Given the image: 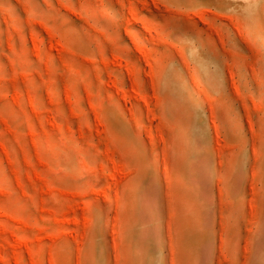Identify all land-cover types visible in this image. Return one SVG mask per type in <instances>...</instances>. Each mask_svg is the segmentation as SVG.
<instances>
[{"label": "rangeland", "instance_id": "rangeland-1", "mask_svg": "<svg viewBox=\"0 0 264 264\" xmlns=\"http://www.w3.org/2000/svg\"><path fill=\"white\" fill-rule=\"evenodd\" d=\"M263 135L264 0H0V264H264Z\"/></svg>", "mask_w": 264, "mask_h": 264}, {"label": "bare ground", "instance_id": "bare-ground-1", "mask_svg": "<svg viewBox=\"0 0 264 264\" xmlns=\"http://www.w3.org/2000/svg\"><path fill=\"white\" fill-rule=\"evenodd\" d=\"M201 56H202V54H201ZM204 61L206 62V61H208V59H207V60H204ZM205 64H206V63H205ZM196 96H197V95H196ZM197 98H198V96H197ZM198 101H199V98H198ZM238 119H239V118H238ZM238 119H237V120H238ZM191 121H192V120H191ZM202 121H203V120H202ZM202 121H201V122H202ZM201 122H199V123H201ZM237 122H238V121H237ZM199 123H198V124H199ZM224 127H225V126H224ZM227 127H228V126H227ZM227 127H225V128H227ZM197 128H198V127H197ZM226 133H227V130H226ZM230 133H231V132H230ZM196 135H197V134H196ZM232 136H233V135H232ZM234 136H235V135H234ZM236 136H237V135H236ZM238 136H241V135H238ZM242 136H243V135H242ZM260 136H261V135H260ZM263 136H264V135H263ZM263 136H262V137H263ZM192 137H193V135H192ZM202 138H203V137H202ZM204 138H205V137H204ZM208 138H210V137H208ZM195 139H196V138H195ZM262 139H264V137H263ZM205 140H206V138H205ZM205 140H204V141H205ZM206 141L208 142V140H206ZM262 141H263V140H261V143H262ZM196 142H197V141H196ZM192 143H193V142H192ZM204 143H205V142H203V144H204ZM251 143H253V141H252ZM254 143H255V142H254ZM208 144H209V143H208ZM238 144H239V143H238ZM253 145H254V144H253ZM261 145L263 146V144H261ZM198 146H199V145H198ZM206 146H207V145H206ZM239 146H240V145H239ZM200 147H201V146H200ZM211 147H212V146H211ZM251 147H252V146H251ZM238 148H239V147H238ZM245 148H246V147H245ZM189 149H192V148H189ZM189 149H188V150H189ZM212 149H213V148H212ZM215 149H216V148H215ZM252 149H253V148H252ZM261 149H262V148H261ZM188 150H187V152H188ZM216 150H217V149H216ZM253 150H255V147H254ZM253 150H252V152H253ZM259 150H260V149H259ZM213 151H214V150H213ZM219 152H220V151H219ZM239 152H240V151H239ZM254 152H255V151H254ZM254 152H253V155H254ZM240 153H241V152H240ZM207 154H210V153H207ZM237 154H239V153L237 152ZM248 154H249V153H248ZM201 155H202V154H201ZM218 155H219V154H218ZM260 155H262V154L260 153ZM210 156H211V155H210ZM219 156H220V155H219ZM235 156H236V155H235ZM235 156H234V157H235ZM208 157H209V156H208ZM216 157H217V156H216ZM238 157H239V156H238ZM249 157H250V156H248V159H249ZM201 158H202V157H201ZM205 158H207V156H206ZM222 158H223V157H222ZM232 158H233V157H232ZM236 158H237V156H236ZM236 158H234V159H236ZM250 158H251V157H250ZM216 159H217V158H216ZM239 159H240V157H239ZM246 159H247V158H246ZM246 159H245V160H246ZM211 160H212V159H211ZM230 160H231V159H230ZM230 160H229V161H230ZM251 160H252V159H251ZM208 161H209V159H208ZM218 161H219V160H218ZM235 161H236V160H235ZM235 161H234V163H235ZM227 162H228V160H227ZM232 162H233V160H232ZM238 162H239V161H238ZM260 162H261V161H260ZM184 163H185V162H184ZM219 163H220V162H219ZM185 164H186V163H185ZM207 164H208V163H207ZM227 164H228V163H227ZM259 164H260V163H259ZM216 165H217V164H216ZM237 165H238V164H236V166H237ZM250 165H251V164H250ZM188 166H189V165H188ZM207 166H208V165H207ZM211 166H212V165H211ZM228 166H229V165H228ZM230 166H231V163H230ZM252 166H253V165H252ZM232 167H234V166L232 165ZM232 167H231V169H232ZM237 167H238V166H237ZM249 167H250V166H249ZM186 168H187V167H186ZM257 168H259V167H257ZM263 168H264V167H263ZM207 169H208V168H207ZM217 169H218V168H217ZM231 169H230V170H231ZM236 169H237V168H236ZM211 170H212V169H211ZM228 170H229V169H227V171H228ZM232 170H233V169H232ZM232 170H231V171H232ZM234 170H235V168H234ZM251 171H253L252 168H251ZM260 171H262V170H260ZM253 172H254V171H253ZM253 172H251V174H252ZM227 173L229 174L230 171L227 172ZM227 173H226V174H227ZM185 174H186V173H185ZM226 174H225V176H226ZM259 174H260V173H259ZM148 175H149V174H148ZM219 175H220V172H219ZM253 175H254V174H253ZM150 176H151V175H150ZM217 176H218V175H217ZM231 176H233V174H231ZM262 176H263V175H262ZM221 177H222V176H221ZM226 177H227V176H226ZM250 177H252V176H250ZM227 178H228V177H227ZM232 178H233V177H232ZM252 178H253V177H252ZM252 178H251V179H252ZM206 179H207V178H206ZM217 179H219V178L217 177ZM228 179H230V178H228ZM148 180H149V179H148ZM151 180H152V179H151ZM192 180H193V178H192ZM223 180H224V179H223ZM225 180H226V179H225ZM225 180H224V181H225ZM248 180H249V178H248ZM260 180H262V178H261ZM152 181H153V180H152ZM190 181H191V180H190ZM143 182H144V180L142 181V183H143ZM146 182H147V180H146ZM218 182H219V181H218ZM220 182H221V180H220ZM237 182H239V181H237ZM251 182H252V180H251ZM259 182H260V181H259ZM157 183H158V182H157ZM223 183H224V182H223ZM223 183H222V184H223ZM227 183H228V182H227ZM143 184H144V183H143ZM205 184H206V183H205ZM209 184H210V183H209ZM224 184H225V183H224ZM245 184H246V183H245ZM250 184H251V183H250ZM259 184H260V183H259ZM152 185H153V184H152ZM157 185H158V184H157ZM190 185H191V184H190ZM217 185H218V184H217ZM217 185L215 184V186H217ZM252 185H253V184H252ZM144 186H145V185H144ZM193 186H194V185H193ZM227 186H228V185H227ZM250 186H251V185H250ZM206 187H208V186H206ZM217 187H218V186H217ZM252 187H254V186H252ZM252 187H251V188H252ZM148 188H149V187H148ZM187 188H188V186H187ZM248 188H249V187H248ZM251 188H250V190L253 191V189H251ZM255 188H256V187H255ZM153 189H154V188H153ZM158 189H159V188H158ZM158 189H157V190H158ZM217 189H218V188H217ZM244 189H245V188H244ZM138 190H140V189H138ZM149 190H150V189H149ZM157 190H156V191H157ZM201 190H202V189H201ZM203 191H204V190H203ZM219 191H220V190H219ZM251 191H250V192H251ZM258 191H259V190H258ZM261 191H262V190H261ZM141 192H142V190H141ZM154 192H155V190H154ZM159 192H160V191H159ZM244 192H245V190H244ZM149 193H150V192H148V195L151 196ZM259 193H260V191H259ZM263 193H264V191H263ZM263 193H262V194H263ZM137 194H138V193H137ZM151 194H153V193H151ZM156 194H157V193H156ZM199 194H201V193L199 192ZM202 194H203V193H202ZM241 194H242V193H241ZM244 194H245V193H244ZM260 194H261V193H260ZM262 194H261V195H262ZM251 195H253V193H251ZM139 196H140V195H139ZM139 196H138V197H139ZM146 196H147V194H146ZM196 196H197V195H196ZM235 196H236V195H235ZM202 197H203V195H202ZM202 197H200V198H202ZM243 197H244V196H243ZM253 197H254V196H253ZM256 197H257V196H256ZM256 197H255L254 199H256V201H257L258 199H257ZM158 198H159V196H158ZM245 198H246V197H245ZM249 198H250V197H249ZM260 198H261V197H260ZM246 199H247V198H246ZM206 200H207V199H206ZM240 200H241V199H240ZM250 200L252 201V199H250ZM259 200H260V199H259ZM261 200H262V199H261ZM261 200H260V201H261ZM203 201H204V200H203ZM256 201H255V202H256ZM260 201H259V202H260ZM245 202H246V201H245ZM245 202H244L243 204H246ZM252 202H253V201H252ZM255 202H254V203H255ZM144 203H145V202H144ZM208 203H210V202L208 201ZM211 204H212V202H211ZM231 204H232V203H231ZM243 204H242V205H243ZM248 204H249V203H248ZM204 205H205V203H204ZM249 205H251V204H249ZM249 205H248V206H249ZM207 206H209V205H207ZM257 206H258V205H257ZM260 206H261V204H260ZM209 207H210V206H209ZM230 207H231V205H230ZM254 207H255V206H254L253 203H252V208L254 209ZM231 208H232V207H231ZM249 208H251V206H250ZM258 208H259V207H258ZM260 208H261V207H260ZM137 209H139V207H138ZM206 209H207V208H206ZM217 209H218V208H217ZM253 209H252V210H253ZM153 210H155V209H153ZM208 210H209V209H208ZM229 210L231 211L230 208H229ZM229 210H228V212H229ZM244 210H245V209H244ZM252 210H250V212H251ZM254 210H255V209H254ZM210 211H211V208H210ZM137 212H138V211H137ZM228 212H227V213H228ZM233 212H234V210H233ZM233 212L231 213L232 215H233ZM252 212H254V211H252ZM206 213H207V212H204L203 214L206 215ZM209 213H210V212H209ZM258 213H259V212H258ZM261 213H262V212H261ZM136 214H137V213H136ZM160 214H161V213H160ZM211 214H212V213H211ZM229 214H230V213H229ZM231 214H230V215H231ZM235 214H236V212H235ZM242 214H243V213H242ZM212 215H213V214H212ZM217 215H218V214H217ZM220 215H221V214H220ZM249 215L251 216L252 213H251V214L249 213ZM228 216H229V215H228ZM236 216H237V215H235V218H236ZM232 217H233V216H232ZM240 217H241V216H240ZM243 217H244V216H243ZM245 217H246V216H245ZM260 217H261V216H260ZM205 218H206V217H205ZM205 218H204V219H205ZM211 218H212V217H211ZM226 218H227V217H226ZM237 218H238L237 220H239V217H237ZM241 218H242V217H241ZM155 219H156V218H155ZM230 219H231V218H230ZM233 219H234V218H233ZM248 219H249V218H247V222H248ZM149 220H150V219H149ZM149 220H148V221H149ZM196 220H197V219H196ZM231 220H232V219H231ZM237 220H236L235 222H237ZM249 220H251V218H250ZM258 220H259V219H258ZM138 221H139V220H138ZM199 221H201V220H199ZM204 221H206V220H204ZM149 222H150V221H149ZM211 222H212V220H211ZM219 222H220V221H219ZM235 222H234V224H235ZM242 222H243V221H242ZM137 223H138V222H137ZM137 223H136V224H137ZM150 223H151V222H150ZM150 223H149V225H150ZM153 223H154V221H153ZM153 223H152V226H153ZM230 223H231V222H230ZM230 223H229V226H230V228L232 229V227H231L232 224L230 225ZM136 224H135V225H136ZM140 224H142V223L140 222ZM216 224H217V223H216ZM241 224H242V223H241ZM247 224H248V223H247ZM256 224H257V223H256ZM133 225H134V224H133ZM135 225H134V227H135ZM144 225H145V224H144ZM147 225H148V224H147ZM192 225H193V224H192ZM138 226H139V225H138ZM188 226H190V225L188 224ZM214 226H215V225H214ZM140 227H142V226H140ZM149 227H150V226H149ZM245 227H246V226H245ZM132 228H133V227H132ZM132 228H131V229H132ZM146 228H147V226H146ZM250 228H251V227H250ZM136 229H137V228H135V230H136ZM139 229H140V228H138L137 230H139ZM154 229H155V228H154ZM231 229H230V230H231ZM243 229H244V232H245L246 229H245V228H243ZM145 230H146V229H145ZM145 230L143 231L144 233L146 232ZM157 230H158V229H157ZM216 230L218 231V229H216ZM230 230H229V231H230ZM208 231H209V230H208ZM221 231H222V230H221ZM254 231H255V229H254ZM132 232L134 233L133 235H135V232H136V231H131V233H132ZM137 232H139V231H137ZM143 232H142V233H143ZM147 232H148V228H147ZM248 232H249V231H248ZM142 233H141V234H142ZM229 233H230V232H229ZM250 233H251V232H250ZM153 234H154V233H153ZM156 234H157V233H156ZM187 234H188V233H187ZM208 234H209V233H208ZM139 235H140V234H139ZM142 235H143V234H142ZM154 235H155V234H154ZM246 235H247V234H246ZM252 235H253V234H252ZM136 236H137V235H136ZM145 236H146V235H144V238L146 239ZM158 236H159V235H158ZM129 237H131V236L129 235ZM133 237H134V236H133ZM133 237H132V238H133ZM165 237L167 238L166 235H165ZM250 237H251V236H250ZM250 237H249V238H250ZM134 238H136V237H134ZM144 238H143V239H144ZM154 239H155V237H154ZM226 239H227V238H226ZM146 240H147V239H146ZM224 240H225V239H224ZM242 240H243V239H242ZM250 240H252V239H250ZM132 241H133V240H132ZM132 241H131V242H132ZM155 241H157V240H155ZM160 241H161V239L159 240V242H160ZM174 241H176V240H174ZM180 241H181V240H180ZM219 241H220V240H219ZM241 242H242V241H241ZM250 242L252 243V241H250ZM250 242H249V243H250ZM128 243H129V240H128ZM161 243H162V242H161ZM244 243H245V241H244ZM157 244H158V243H157ZM157 244H156V245H157ZM219 244H221V246H222V243H219ZM227 244H228V243H227ZM147 245L150 246V244H148V242H147ZM174 245H176V244H174ZM224 245H225V243H224ZM241 245H242V244H241ZM243 245H244V244H243ZM153 246L155 247V245H153ZM165 246H166V245H165ZM245 246H246V244H245ZM245 246H241V247H243V249H244ZM248 246H249V245H248ZM131 247H132V246H131ZM131 247H130V250H131ZM250 247H251V244H250ZM179 248H180V247H179ZM245 248H248V247H245ZM132 249H133V248H132ZM177 249H178V248H177ZM217 249H218V247H217ZM251 249H252V248H251ZM157 250H158V247H157ZM219 250H220V249H219ZM244 250H245V249H244ZM246 250H247V249H246ZM246 250H245V252H246ZM131 251H132V250H131ZM166 251H167V250H166ZM177 251H178V250H177ZM224 251H225V250H224ZM132 252H133V251H132ZM156 252H157V251H156ZM160 252H161V251H160ZM242 252H243V251H242ZM242 252H241V253H242ZM130 253H131V252H130ZM157 253H158V252H157ZM161 253H162V252H161ZM172 253H173V252H172ZM251 253H252V251H251ZM251 253H250V254H251ZM133 254H134V253H133ZM154 254H155V253H154ZM183 254H184V253H183ZM217 254H218V253H217ZM219 254H220V252H219ZM224 254L226 255L225 252H224ZM250 254H249V257H250ZM134 255H135V254H134ZM137 255H138V254H137ZM240 255H241V254H240ZM132 256H133V255H132ZM167 256H168V255H167ZM227 256H228V255H227ZM243 256H244V255H243ZM133 257H134V256H133ZM133 257H132V258H133ZM143 257H144V255L142 256V258H143ZM170 257H171V256H170ZM236 257H237V256H235V259H236ZM247 257H248V255H247ZM134 258H135V257H134ZM155 258H156V257H155ZM171 258H172V257H171ZM229 258H230V257H229ZM243 258H244V257H243ZM243 258H242V259H243ZM250 258H251V257H250ZM248 259H249V258H248ZM159 260H160V259H159ZM183 260H184V257H183ZM218 260H219V259H218ZM218 260H217V261H218ZM223 260H225V259H223ZM245 260H246V259H245ZM135 261H136V260H135ZM157 261H158V260H157ZM177 261H178V260H177ZM217 261H216V263H217ZM242 261H243V260H242ZM246 261H247V260H246ZM183 262H185V261H183ZM247 262H248V261H247ZM247 262L245 263V261H243V263H241V264H247ZM142 264H143V263H142ZM144 264H145V263H144ZM220 264H222V263H220ZM230 264H232V259H231V263H230ZM251 264H255V262H254V263L251 262Z\"/></svg>", "mask_w": 264, "mask_h": 264}]
</instances>
